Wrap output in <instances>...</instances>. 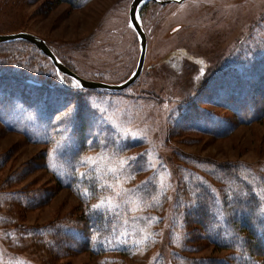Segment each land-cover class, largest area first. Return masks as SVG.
<instances>
[{
	"label": "rangeland",
	"instance_id": "rangeland-1",
	"mask_svg": "<svg viewBox=\"0 0 264 264\" xmlns=\"http://www.w3.org/2000/svg\"><path fill=\"white\" fill-rule=\"evenodd\" d=\"M132 1L85 0L73 9L57 0H0V34L36 35L82 78L121 84L140 56ZM138 18L145 67L120 92L80 89L29 42L0 45V264H251L241 247L219 245L218 231L232 203L249 195L246 186L264 207V117L243 122L229 106L239 78L264 76V0L148 2ZM65 88L91 107L94 131L76 162L66 158L74 109L41 114L55 109L49 92ZM25 98L36 106L26 111ZM131 157L140 159L128 169L121 162ZM83 177L98 184L97 194L68 187ZM185 185L217 199L215 230L188 227L199 202L182 199ZM104 209H116L118 222L93 235L91 249L72 248L62 234L83 231L79 219ZM56 239L73 250L58 254Z\"/></svg>",
	"mask_w": 264,
	"mask_h": 264
},
{
	"label": "trees",
	"instance_id": "trees-1",
	"mask_svg": "<svg viewBox=\"0 0 264 264\" xmlns=\"http://www.w3.org/2000/svg\"><path fill=\"white\" fill-rule=\"evenodd\" d=\"M84 1L85 0H57L58 3L67 4L73 9L78 8L83 4ZM252 78L259 82L258 89H255L252 85H249V82H253ZM238 80L242 81L243 86L234 93L232 99H230L229 106L238 114L239 118L243 120V122L261 120L264 117V76L254 77L251 75V77L247 80L242 77ZM49 93L53 94V98H55V109L50 108V110H47L46 108L41 111V114L49 112L54 114L55 117L61 113V109L63 112L65 109H74L73 119L67 120L68 127L73 126V131H70L72 133L74 132V146L72 149H66V151H68L66 153V158H73L71 161L76 162L84 153H86L88 140L94 131L93 126L90 124L91 107L85 105L87 102L86 100L80 101L73 98L74 95L70 94L67 88H65V91L52 90ZM243 94H246L247 96ZM36 96L35 102L37 99L40 100L38 96L41 95ZM24 100L25 104L23 105L26 111H28V108L31 109L32 107L36 106V104L34 105L27 103L26 101L28 99L25 98ZM48 107L51 106L49 105ZM23 122L25 125L29 124L27 121ZM38 123L40 124L39 127H46V125H48L47 117L44 118L43 116H40ZM61 125L64 127L66 126L65 123H62ZM228 178L230 179V177ZM234 179L235 181H238V179ZM59 182L62 183L63 180L59 179ZM89 182H92V179L89 180L88 177H83L78 181L76 180L74 183L70 182L68 187H78L79 193L82 194V196L92 197L97 194L95 188L98 184ZM186 186L187 185H185V187ZM246 189L248 190L249 195H247L245 199H240L241 201H239L237 204L232 203L231 208L233 209V216L227 215L225 217L227 219L225 224L228 225V227L225 225V228H221V230L218 231L221 239L223 240V242L219 245H222L228 249H237L241 247L244 254L249 255L250 259L252 260V262H250L251 264H264V207L262 208V201L259 199V197L257 195L251 194L250 186H246ZM182 199L192 202H199L198 208H196L193 215L187 217L188 227L191 226L192 221L193 224H197L199 226L201 225V227H203L204 230L208 232H210L211 228H214V230L217 228L219 225L218 218L216 215L210 214L214 209V202H217V199L211 200L203 187L200 191V187L194 188L192 186H187L184 190ZM178 204L179 207L182 206V202H179ZM110 210L116 209H104L95 213H89V216L83 215L79 219V225L76 226L83 231L71 229L62 235L66 238V241L68 240L70 242V245L75 250L83 251L85 249H91L93 245L92 236H105V226L107 224L108 226H111L118 222L117 220L119 215L116 212ZM56 241L58 243L57 247L55 248L58 251V254L63 253V251L67 249L73 250L72 248L68 247V245L62 248V245L60 244L63 242H61L59 239H56ZM98 248L99 251L102 250L101 245H99ZM211 264L241 263H238L235 259H231L230 261L215 260L212 261Z\"/></svg>",
	"mask_w": 264,
	"mask_h": 264
},
{
	"label": "water",
	"instance_id": "water-1",
	"mask_svg": "<svg viewBox=\"0 0 264 264\" xmlns=\"http://www.w3.org/2000/svg\"><path fill=\"white\" fill-rule=\"evenodd\" d=\"M187 0H133L130 6L129 17L131 25L137 33L140 43V56L135 71L130 77L121 84H109L105 82L87 80L79 76L77 73L67 67L54 53L46 41L36 35L27 32L13 33V34H0V44H9L16 41H25L37 47L45 56H47L60 74L74 79L80 89L86 90H106V91H125L131 87L142 75L145 67L146 56L148 51V39L144 28L142 27L139 18L138 10L144 3L155 2L161 5H168L172 3L182 4Z\"/></svg>",
	"mask_w": 264,
	"mask_h": 264
},
{
	"label": "snow or ice",
	"instance_id": "snow-or-ice-1",
	"mask_svg": "<svg viewBox=\"0 0 264 264\" xmlns=\"http://www.w3.org/2000/svg\"><path fill=\"white\" fill-rule=\"evenodd\" d=\"M144 156H145V162H146L147 154H144ZM139 159H140L139 157H131V158L128 159L127 162L122 161L121 163H122V164H123V163H127V167H128V169H132V168L135 167V163H136ZM145 166H146V164H145ZM143 170H144V167H141V168L137 169V171H143ZM147 183H150V181H149V182H145V185H143V186H141V187L146 186ZM101 203L103 204L104 202L102 201ZM98 208H99V206H98ZM150 219H151V218H150ZM145 239H148V237H145Z\"/></svg>",
	"mask_w": 264,
	"mask_h": 264
}]
</instances>
